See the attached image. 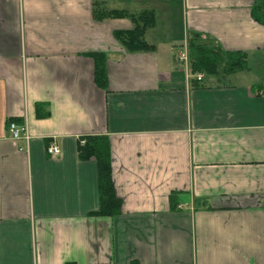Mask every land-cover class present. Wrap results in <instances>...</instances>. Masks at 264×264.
<instances>
[{"label": "crops", "instance_id": "0c3cea01", "mask_svg": "<svg viewBox=\"0 0 264 264\" xmlns=\"http://www.w3.org/2000/svg\"><path fill=\"white\" fill-rule=\"evenodd\" d=\"M114 10L152 15L149 50L114 40L128 17H95ZM255 10L264 0H0V264H264ZM192 32L245 68L185 80L173 60ZM6 122L25 124L29 141L12 142ZM93 136L109 148L114 217L94 216L95 161L77 157Z\"/></svg>", "mask_w": 264, "mask_h": 264}, {"label": "trees", "instance_id": "16d2710c", "mask_svg": "<svg viewBox=\"0 0 264 264\" xmlns=\"http://www.w3.org/2000/svg\"><path fill=\"white\" fill-rule=\"evenodd\" d=\"M252 20L261 26H264V12L253 11ZM257 14V15H256ZM95 17L97 20L101 19H121L127 18L130 20L132 30L122 33L114 34V40L118 42L124 49L125 52L136 53L139 51H147L148 47L142 41V35L153 22V17L149 13H141L136 16H128L122 12H100L96 13ZM187 39V58L188 65H190L191 76L200 74L205 78H216L224 77L232 71L245 68L244 57L238 53H227L220 51L215 43L208 38H201L197 34L188 33ZM93 62L99 61V66H94L93 82L95 85L103 86L104 71L100 67V63L103 62L104 56L93 55ZM41 105H34L35 117H47L48 114L44 111L39 114ZM43 109V108H42ZM42 112V111H41ZM106 139L102 137H87L82 141L81 146L78 147L77 157L79 160L95 161V171L97 172L96 185H97V213L94 214L96 217H114L120 212L119 207L121 202L114 197L113 187L110 183V171H109V148L106 144Z\"/></svg>", "mask_w": 264, "mask_h": 264}, {"label": "built area", "instance_id": "2783aa9c", "mask_svg": "<svg viewBox=\"0 0 264 264\" xmlns=\"http://www.w3.org/2000/svg\"><path fill=\"white\" fill-rule=\"evenodd\" d=\"M186 59H187V53L185 52V50L178 52L175 57H174V62L176 65H180L183 72V78L185 80H190V79H194L195 82H200L202 80V75L200 74H196L191 76L189 74L190 72V68L186 63ZM26 126L25 124H21V125H16L13 124L11 122H6V133L8 134V137H10V140L12 142H17V141H23V143H27L30 139V137L28 136L27 132H26ZM82 142H79V145L81 146ZM46 156L50 157V158H54L57 157L58 154H60V150L59 148H57L54 144L50 143L47 145L46 147Z\"/></svg>", "mask_w": 264, "mask_h": 264}, {"label": "rangeland", "instance_id": "374dc122", "mask_svg": "<svg viewBox=\"0 0 264 264\" xmlns=\"http://www.w3.org/2000/svg\"><path fill=\"white\" fill-rule=\"evenodd\" d=\"M168 6L170 7L169 9H172V8L175 7V3L170 1L169 4H168ZM157 15H158V16H157V21H158V22H157V25H156V26H157V28H158L159 25H160V23L162 22V18H161V16H160L159 14H157ZM172 22H175V21H172ZM156 33H157L156 35H158V29H157ZM188 60H189V59L187 58V59H186V63H187V65H188ZM178 66L180 67V65H178ZM178 66H177V67H178ZM188 66H189V68H190V65H188ZM179 67H178V68H179ZM254 73L259 74V73H261V72L258 70V71H255Z\"/></svg>", "mask_w": 264, "mask_h": 264}]
</instances>
